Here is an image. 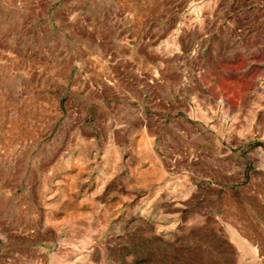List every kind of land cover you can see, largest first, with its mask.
Masks as SVG:
<instances>
[{
    "label": "rangeland",
    "instance_id": "374dc122",
    "mask_svg": "<svg viewBox=\"0 0 264 264\" xmlns=\"http://www.w3.org/2000/svg\"><path fill=\"white\" fill-rule=\"evenodd\" d=\"M0 264H264V0H0Z\"/></svg>",
    "mask_w": 264,
    "mask_h": 264
},
{
    "label": "crops",
    "instance_id": "0c3cea01",
    "mask_svg": "<svg viewBox=\"0 0 264 264\" xmlns=\"http://www.w3.org/2000/svg\"><path fill=\"white\" fill-rule=\"evenodd\" d=\"M147 125L149 126V124L147 123Z\"/></svg>",
    "mask_w": 264,
    "mask_h": 264
}]
</instances>
